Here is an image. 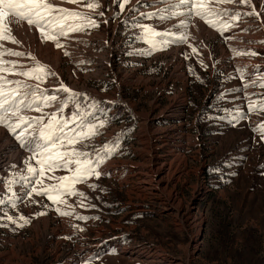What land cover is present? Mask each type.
<instances>
[{
	"label": "rangeland",
	"instance_id": "374dc122",
	"mask_svg": "<svg viewBox=\"0 0 264 264\" xmlns=\"http://www.w3.org/2000/svg\"><path fill=\"white\" fill-rule=\"evenodd\" d=\"M99 2L90 17L99 27L61 37L63 48L23 21L11 25L20 43L3 42L57 74L9 79L39 84L61 100L67 94L55 90L63 82L86 94L78 98L80 114L93 112L95 119L84 123L107 121L78 149L95 159L105 144L116 147L99 165V178L74 185L84 197L63 195L67 203L54 204L26 194L32 151L0 126V264H264V139L255 131L264 110L248 108L264 103V0H252L260 18L243 15L251 5H221L242 14L223 34L184 6L171 7L178 0H131L119 14L114 0ZM166 8L165 15H184H141ZM137 25L172 35L156 36L153 49ZM5 59L35 66L28 55ZM37 105L42 111L34 105L23 115H45L47 122L59 102ZM76 111L70 104L64 116ZM53 174L69 173H46ZM56 182L44 179L36 187Z\"/></svg>",
	"mask_w": 264,
	"mask_h": 264
},
{
	"label": "snow or ice",
	"instance_id": "6c2138e0",
	"mask_svg": "<svg viewBox=\"0 0 264 264\" xmlns=\"http://www.w3.org/2000/svg\"><path fill=\"white\" fill-rule=\"evenodd\" d=\"M63 2L77 4L90 11H78L61 7L53 3L52 0H0V126L5 127L12 133L21 146L29 147L32 151L29 161L25 162L28 164V176L23 177V179L32 185L26 194L29 196L33 193L44 195L54 204L67 203L66 200L60 198L63 195H80L84 197V193L77 192L74 185L86 182L92 176L99 178L101 175L98 170L99 165L104 163L106 156L113 154L116 147L115 145L105 144L102 150L104 155L97 153L95 159L90 158L89 153L76 147L84 140L99 135V129L107 123L105 120H100L98 123H84L88 116L95 119L93 112L80 114L81 104L78 98L86 94L76 92L61 82L59 88L55 90L67 94L61 100L55 94L46 95L47 90H41L39 84L32 85L26 81L8 78L9 75H21L35 81H43L48 76L57 75L48 65L41 63L31 53L26 54L5 46L3 43L5 41H10L13 44L20 43L12 33L11 25L13 23L19 25L23 21L29 27L34 26L40 32L43 40L55 41L57 48L64 47L59 42L61 37H68L70 33L83 32L87 28L99 27L96 21L90 18L95 10L101 7L99 0H63ZM130 2L131 0H114L119 9L117 14L122 13L125 6ZM159 2H165V0H159ZM237 3L252 6L253 11L243 15L260 18V13L255 11L252 0H178V3L172 4L171 7L184 6L188 16L200 17L210 27L223 34L224 31L236 26V22L241 19L242 14L239 11L221 7V5ZM129 11L135 12L136 9L133 8ZM166 12H168L167 8L159 9L158 12L153 13H141V15L151 18L159 14L161 20L168 19L170 16L184 15V13L175 11L165 15ZM98 15L104 16V12L100 11ZM225 16L229 18L225 20ZM104 23H107V21L105 20ZM180 24L187 27V21L182 20ZM137 26L143 30L142 38L147 39L153 49H156L160 43L154 39L156 36L172 35V33L158 32L150 25ZM231 38L228 37V39ZM193 51L195 52L196 49L194 48ZM256 54L255 52H236V55ZM25 55L35 61L34 67L24 68L19 61L5 59V57H24ZM65 55H69V53L65 52ZM247 86L244 85V87ZM37 101L45 106L59 102L57 110L48 114L47 122H45V115L38 117L23 115L24 109H32L34 105L37 111H42V108L37 105ZM70 104L77 111L66 117L64 116V110ZM248 108L250 112L264 110V103L257 105L253 102L249 104ZM76 124H79V130L77 127H70V125ZM255 131L260 132L261 138L264 139V123L260 124ZM33 159L39 167L33 166L31 163ZM56 170H66L69 174L63 176L46 175V173H54ZM44 179L57 182L42 186L38 190L36 185H43ZM11 183L9 182L10 190ZM91 187L94 188L95 185H91ZM52 193L59 195L54 196ZM3 203L4 201L0 199V204ZM56 210L61 215H72L71 212L60 211L59 208ZM43 214L39 213L38 215ZM87 218L79 217V219ZM7 219L13 223L16 222L12 216H7ZM19 219L23 220L25 224L30 222L23 216ZM20 226L23 227L24 225L21 224Z\"/></svg>",
	"mask_w": 264,
	"mask_h": 264
},
{
	"label": "bare ground",
	"instance_id": "6f19581e",
	"mask_svg": "<svg viewBox=\"0 0 264 264\" xmlns=\"http://www.w3.org/2000/svg\"><path fill=\"white\" fill-rule=\"evenodd\" d=\"M2 135H4V134H2ZM200 230V229H199ZM195 238H196V236H195Z\"/></svg>",
	"mask_w": 264,
	"mask_h": 264
},
{
	"label": "crops",
	"instance_id": "0c3cea01",
	"mask_svg": "<svg viewBox=\"0 0 264 264\" xmlns=\"http://www.w3.org/2000/svg\"><path fill=\"white\" fill-rule=\"evenodd\" d=\"M197 19V17H195Z\"/></svg>",
	"mask_w": 264,
	"mask_h": 264
},
{
	"label": "trees",
	"instance_id": "16d2710c",
	"mask_svg": "<svg viewBox=\"0 0 264 264\" xmlns=\"http://www.w3.org/2000/svg\"><path fill=\"white\" fill-rule=\"evenodd\" d=\"M81 98V97H80Z\"/></svg>",
	"mask_w": 264,
	"mask_h": 264
}]
</instances>
